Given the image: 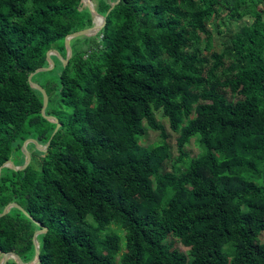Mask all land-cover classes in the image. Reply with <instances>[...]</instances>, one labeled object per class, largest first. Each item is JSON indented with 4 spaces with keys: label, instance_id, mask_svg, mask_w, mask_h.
<instances>
[{
    "label": "trees",
    "instance_id": "1",
    "mask_svg": "<svg viewBox=\"0 0 264 264\" xmlns=\"http://www.w3.org/2000/svg\"><path fill=\"white\" fill-rule=\"evenodd\" d=\"M91 2L104 27L71 40L56 82L32 77L50 139L28 75L94 18L81 0H0V166L49 142L2 169L0 213L47 228L39 264H264V0ZM143 123L160 142L140 143ZM38 229L0 216V256L33 262Z\"/></svg>",
    "mask_w": 264,
    "mask_h": 264
},
{
    "label": "water",
    "instance_id": "2",
    "mask_svg": "<svg viewBox=\"0 0 264 264\" xmlns=\"http://www.w3.org/2000/svg\"><path fill=\"white\" fill-rule=\"evenodd\" d=\"M81 2L84 4V6L88 9L89 13L91 14V16L93 18H100V23L98 24H95L94 23V20L92 22V26L88 27V28H85V29H82V30H79V31H76V32H73L69 35H67L64 39V44H65V48H66V56L65 58H63L59 52H57L56 50H48L46 52V60L48 62V66L46 67H42V68H39V69H36L34 72H31L29 75H28V83L29 85L34 88L35 90H37L41 96H42V107H41V116L43 118H45L47 121H50V122H53L56 124L55 128H54V131L50 137V139L52 138V136L57 132V130L60 128V124L58 123L57 119L53 116H47L45 114V110L47 108V105H48V96L45 92V90L39 86L38 84L34 83L32 81V77L39 73V72H42V71H49L50 69H52L54 67V62L53 60L51 59V55L54 54L58 57V59L61 61V63L63 64V66H65L69 60V58L71 57V54H72V50H71V46H70V42L72 39L74 38H77V37H90V36H94L96 35L105 25V16H102L100 14H97L95 12V10L93 9V4L91 2V0H81ZM114 4L111 5L110 9L113 7ZM109 9V10H110ZM108 10V12H109ZM107 12V13H108ZM28 144H34L36 146V148L41 151V152H45L46 149H47V146L49 145V142L46 143L45 146H42L40 145L36 140L34 139H27L23 142L22 144V151H23V155L25 157V162L22 166H15L12 161H6L5 163H3L1 166H0V174H1V171L3 168H6V167H10L12 170L14 171H22L24 170L29 162H30V154L29 152L27 151V145ZM12 208H15L17 210H19L20 212H22L29 220H31V222L37 226L39 229L36 230L33 234V237H32V243H33V246H34V260L33 262L29 263V264H39L40 263V260H39V244H38V241H37V236L46 232L47 231V228L46 227H43L40 223L36 222L34 219H32L18 204L16 203H10V204H7L4 209L2 210V212L0 213V216H4L7 214V212L12 209ZM8 260H15L18 264H25L22 262L21 258L14 252H7V253H3L1 255V261H0V264H6Z\"/></svg>",
    "mask_w": 264,
    "mask_h": 264
},
{
    "label": "rangeland",
    "instance_id": "3",
    "mask_svg": "<svg viewBox=\"0 0 264 264\" xmlns=\"http://www.w3.org/2000/svg\"><path fill=\"white\" fill-rule=\"evenodd\" d=\"M209 30L213 33L215 38H217L214 27L210 25ZM90 41L91 40L85 39L84 37H78V38L73 39L71 44H72V46L76 45V48L82 49V48H87L90 44ZM53 46L54 47L52 49L56 48L55 50H58L60 45L58 44V45H53ZM64 46H65V44H64ZM51 59L54 62V67L52 69H50L49 71L45 72V78L42 79L41 81H39L40 84H41V82H45L46 80L53 81V82L57 81V75L60 71V65H63V64L58 59V57L54 54L51 55ZM47 64H48V62H47ZM154 115H155L157 122L163 126L166 134L168 135L167 142H168L169 147H170V153H171L172 158H175L177 156V151H176V137H177V135L174 134L170 130L169 125H168V121L161 116L160 112H155ZM143 124H144L143 126L145 127V134L140 138V143L143 146H152V145H155L156 143L160 142L161 141V137L159 134L160 132L159 131H153L148 126H146L145 123H143ZM32 145H34V144H32ZM185 147H186V151L189 153V155L191 157H195L196 155H198L201 152V149H200L196 139H192L190 141V143L187 144ZM34 148L37 149L35 145H34ZM31 150H33V149H31V146L27 147L28 152H30ZM22 153H23V151H22ZM24 160H25V157H24ZM24 162H23V164H24ZM169 164L171 165L172 163L170 162ZM22 165H20V166H22ZM170 165H169V167H170ZM121 244L123 245V239L122 238H121ZM174 247L178 251H180L184 254L188 253V249L183 247L179 243H175ZM0 261H1V256H0Z\"/></svg>",
    "mask_w": 264,
    "mask_h": 264
},
{
    "label": "bare ground",
    "instance_id": "4",
    "mask_svg": "<svg viewBox=\"0 0 264 264\" xmlns=\"http://www.w3.org/2000/svg\"><path fill=\"white\" fill-rule=\"evenodd\" d=\"M94 23L95 24H98V21H97V18L96 17L94 18Z\"/></svg>",
    "mask_w": 264,
    "mask_h": 264
}]
</instances>
